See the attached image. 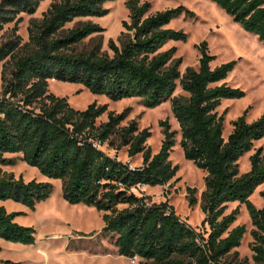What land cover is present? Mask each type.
Listing matches in <instances>:
<instances>
[{
	"label": "trees",
	"instance_id": "16d2710c",
	"mask_svg": "<svg viewBox=\"0 0 264 264\" xmlns=\"http://www.w3.org/2000/svg\"><path fill=\"white\" fill-rule=\"evenodd\" d=\"M42 1L0 0V30L18 14L34 13ZM112 1L58 0L40 20L30 21L28 41L20 51L15 52L19 44L13 41L0 46V76L6 83L0 98V165L14 163V159L5 158L6 153H18L43 176L61 180L62 197L67 202L104 212L101 233L114 238L118 255L145 263L247 264L238 259L235 250L245 227L230 229L238 209L226 213L228 203L244 204L253 226V263L264 264V189L259 193L261 208L250 201L264 184V152L258 148L250 155L247 172L240 173L238 164L254 143L264 138V113L247 122L245 110L232 122L225 139L224 113L217 110L222 100L244 96L242 90L225 82L236 62L211 68L214 56L202 41L197 45L198 69L188 67L180 75L181 61L173 59L175 48L161 50L168 41L186 40L184 32L167 25L183 13H193L179 6L149 15L151 4L142 0H126L130 22L123 23L127 32H121V45L110 41L111 55L96 47L76 51L80 41L101 28L87 23L64 33V26L77 18L105 16L108 9L104 5ZM209 1L264 45V0ZM49 80L81 84L92 94L114 101L138 97L148 108L170 99L183 155L206 173L201 208L207 235L181 220L166 202L155 203L150 196L132 192L140 185H164L175 176L177 166L169 159L175 132L167 123L161 124L164 139L154 155L145 145L149 132L132 136L133 125L123 129L121 144L129 145L128 156L142 155V165L131 168L99 148L115 132L121 116L110 114L108 122L96 126L105 106L90 104L84 110L75 109L65 97L49 93ZM177 80L187 99L172 97ZM52 190L50 182H25L0 173V201L11 199L34 210ZM195 203L191 195L188 204ZM17 214L0 205V239L34 244L36 230L17 223Z\"/></svg>",
	"mask_w": 264,
	"mask_h": 264
},
{
	"label": "rangeland",
	"instance_id": "374dc122",
	"mask_svg": "<svg viewBox=\"0 0 264 264\" xmlns=\"http://www.w3.org/2000/svg\"><path fill=\"white\" fill-rule=\"evenodd\" d=\"M58 0H43L32 14L20 13L15 20L5 24L0 30V46L13 41L19 44L15 52L20 51L22 45L28 41V26L32 19L40 20L44 12L52 3ZM151 4L149 15L159 11L182 6L193 15H185L171 20L167 25L186 34V40H171L162 48L165 51L174 47L173 59H180L178 67L180 75L186 68L195 70L199 66L200 53L197 45L206 41L207 50L214 60L210 63L215 68L223 63L235 61L233 70L228 74L225 82L244 92L240 99H224L218 107V113L223 116V137L226 139L232 131V122L246 112V121L252 122L264 113V45L257 36L245 31L241 25L232 20L219 6L209 0H142ZM126 0H115L104 5L108 9L103 17L77 18L64 26L66 33L73 28L83 27L87 23L96 24L101 31L95 33L76 46V51H86L97 48L100 53L112 54L110 41L121 45V32H127L124 22H130ZM8 59V58H7ZM48 91L58 97H65L75 109L84 110L90 104L105 106L106 111L96 119L95 125L101 126L108 122L109 115L121 116L115 127V132L109 140L99 145V148L117 160L128 163L132 167L142 165L141 153L128 156L129 145H122L123 129L134 126L132 136L142 131L149 132L145 142L151 154H156L162 145L163 127L167 123L170 131L175 132L174 146L169 159L177 172L173 179L161 186L150 187L140 185L132 189L136 196H150L152 202H166L172 206L179 218L188 223L196 232L207 235L208 226L203 225L205 217L201 208V194L205 190L206 173L198 169L191 161L185 159L180 147V127L174 118L170 99L153 108L145 106L143 99L127 98L114 101L105 95L89 92L81 84L49 80ZM6 83L0 76V98L3 97ZM172 97L187 99L188 94L182 90L177 80V87ZM258 148L264 152V138L254 143L253 149L243 155L239 161L240 173L250 168L249 157ZM5 158L14 159L13 164L0 165L1 174H11L16 179L50 182L53 190L50 197L39 202L32 210L27 206L11 199L0 201L7 212L18 213L15 221L24 226L34 227L36 240L34 244L25 245L0 239V264H142L140 258L133 260L118 255L114 246V238L104 235L102 215L93 206L84 204H70L62 197V184L59 179H49L40 171L21 159V154L6 153ZM259 186L250 196V201L257 207L263 206ZM193 196L196 203L189 206V197ZM122 208V205L119 206ZM238 209L235 222L230 229L242 225L245 234L240 246L235 250L238 259L254 264L252 259L251 231L253 226L244 204L228 203L226 213ZM94 233L93 235H90ZM145 264H153L146 262Z\"/></svg>",
	"mask_w": 264,
	"mask_h": 264
},
{
	"label": "built area",
	"instance_id": "2783aa9c",
	"mask_svg": "<svg viewBox=\"0 0 264 264\" xmlns=\"http://www.w3.org/2000/svg\"><path fill=\"white\" fill-rule=\"evenodd\" d=\"M131 168H133L132 166H130ZM133 259H135V258H133ZM133 259H131V260H133Z\"/></svg>",
	"mask_w": 264,
	"mask_h": 264
},
{
	"label": "bare ground",
	"instance_id": "6f19581e",
	"mask_svg": "<svg viewBox=\"0 0 264 264\" xmlns=\"http://www.w3.org/2000/svg\"><path fill=\"white\" fill-rule=\"evenodd\" d=\"M53 81H55V80H53Z\"/></svg>",
	"mask_w": 264,
	"mask_h": 264
},
{
	"label": "crops",
	"instance_id": "0c3cea01",
	"mask_svg": "<svg viewBox=\"0 0 264 264\" xmlns=\"http://www.w3.org/2000/svg\"><path fill=\"white\" fill-rule=\"evenodd\" d=\"M0 205H1V203H0Z\"/></svg>",
	"mask_w": 264,
	"mask_h": 264
}]
</instances>
